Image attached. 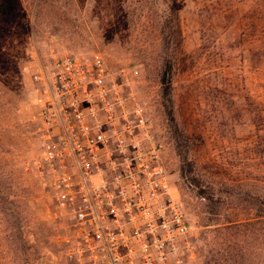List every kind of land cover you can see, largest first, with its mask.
I'll use <instances>...</instances> for the list:
<instances>
[{
    "label": "rangeland",
    "instance_id": "374dc122",
    "mask_svg": "<svg viewBox=\"0 0 264 264\" xmlns=\"http://www.w3.org/2000/svg\"><path fill=\"white\" fill-rule=\"evenodd\" d=\"M96 54L148 121L188 264H264V0H0V264H66L32 78Z\"/></svg>",
    "mask_w": 264,
    "mask_h": 264
},
{
    "label": "built area",
    "instance_id": "2783aa9c",
    "mask_svg": "<svg viewBox=\"0 0 264 264\" xmlns=\"http://www.w3.org/2000/svg\"><path fill=\"white\" fill-rule=\"evenodd\" d=\"M40 162L70 220L66 264H188L191 225L143 110L100 55L32 78Z\"/></svg>",
    "mask_w": 264,
    "mask_h": 264
},
{
    "label": "trees",
    "instance_id": "16d2710c",
    "mask_svg": "<svg viewBox=\"0 0 264 264\" xmlns=\"http://www.w3.org/2000/svg\"><path fill=\"white\" fill-rule=\"evenodd\" d=\"M162 84H163V86H164V89H163V91H164V95L165 96H168V94H169V89H168V84H169V81H168V79H166L165 78V76L162 78Z\"/></svg>",
    "mask_w": 264,
    "mask_h": 264
}]
</instances>
